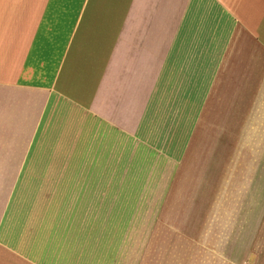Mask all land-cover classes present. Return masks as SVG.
I'll return each mask as SVG.
<instances>
[{"label": "crops", "instance_id": "obj_1", "mask_svg": "<svg viewBox=\"0 0 264 264\" xmlns=\"http://www.w3.org/2000/svg\"><path fill=\"white\" fill-rule=\"evenodd\" d=\"M264 264V0H0V264Z\"/></svg>", "mask_w": 264, "mask_h": 264}, {"label": "built area", "instance_id": "obj_2", "mask_svg": "<svg viewBox=\"0 0 264 264\" xmlns=\"http://www.w3.org/2000/svg\"><path fill=\"white\" fill-rule=\"evenodd\" d=\"M246 264H249V263H246Z\"/></svg>", "mask_w": 264, "mask_h": 264}]
</instances>
